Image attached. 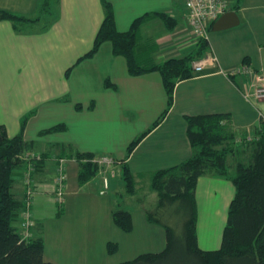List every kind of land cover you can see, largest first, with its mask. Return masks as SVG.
<instances>
[{
    "label": "crops",
    "instance_id": "0c3cea01",
    "mask_svg": "<svg viewBox=\"0 0 264 264\" xmlns=\"http://www.w3.org/2000/svg\"><path fill=\"white\" fill-rule=\"evenodd\" d=\"M109 1L119 31H127L136 18L151 14L142 23L138 44L152 46L156 61L196 49L198 39L188 21L185 0ZM40 4L41 0H0V9L30 18L18 27L0 19V123L10 137L23 132L29 144L25 155L46 156L31 171L32 237L44 239L45 260L61 264H115L144 252L161 251L166 231L148 221L146 195L141 190L144 180L151 189L155 171L193 155L186 116L229 114L235 133L231 164L248 156L251 145L243 141L246 136L253 139L264 133V100L254 98L259 75L264 83V0H229V9L238 13L240 23L221 30H213L212 24L208 33L206 55L216 56L218 63L207 64L202 73L177 82L165 117L130 153V143L149 130L168 107L161 72L131 74L126 57L114 53L110 40L93 55L83 57L104 20L102 0H54L47 14H41ZM158 13L171 16L174 27L169 29ZM233 69L237 71L225 73ZM57 124L64 128L46 131ZM70 150L106 156L112 163L101 165L96 176L80 185L79 161ZM61 158L67 180L64 210L59 214L55 177ZM124 164L135 174L136 194L125 190ZM26 167L27 163L16 167L12 188L23 201ZM123 191L140 202L139 207H127L133 214L132 231L121 229L112 215L119 203L117 195ZM234 193L228 177L214 172L199 177L196 197L202 248L221 245ZM201 211L205 221H201ZM200 226L216 243L201 242ZM152 227L161 228L149 244L137 228L154 235ZM111 242L117 244L114 252L109 251ZM122 247L123 252L114 258Z\"/></svg>",
    "mask_w": 264,
    "mask_h": 264
},
{
    "label": "trees",
    "instance_id": "16d2710c",
    "mask_svg": "<svg viewBox=\"0 0 264 264\" xmlns=\"http://www.w3.org/2000/svg\"><path fill=\"white\" fill-rule=\"evenodd\" d=\"M102 1L105 7L104 20L92 48L83 57L93 55L104 41L110 40L114 53L126 57L131 74L160 71L168 96L167 109L149 130L130 143V153L163 120L172 106L177 82L194 75L193 62L206 55L210 42L208 38H200L196 49L186 55L156 61L152 46L138 44L142 23L151 14L136 18L127 31H119L111 2ZM53 2L41 0V14L50 13ZM158 14L169 29L174 27L175 21L171 16ZM0 19L11 20L18 27L30 18L0 9ZM186 121L188 137L194 148L193 155L177 165L155 171L151 179V189L156 193L157 200L154 207L147 208L146 216L149 222L165 228L166 245L161 251L144 252L117 264H264V133L253 139H247L246 136L243 141L251 145L248 156L231 164L229 156L235 150V133L229 123V114L187 115ZM63 128V124H57L46 131ZM28 147L23 132L10 137L6 127L0 123V264H61L45 260V243L41 236L23 239L21 226L17 225L25 205L12 191L14 170L26 163L28 169L36 167L46 158L44 154H40V159L30 156V153L25 155ZM70 153L79 161V183L84 185L100 169V165L94 161L97 155L74 150ZM208 172L228 177L235 186L221 245L213 249L202 248L198 240L196 187L199 177ZM123 178L126 192L136 194L138 182L128 164L123 165ZM56 203L60 214L64 210V197ZM112 215L121 229L133 230V214L120 201ZM116 249V243H109L110 252Z\"/></svg>",
    "mask_w": 264,
    "mask_h": 264
},
{
    "label": "built area",
    "instance_id": "2783aa9c",
    "mask_svg": "<svg viewBox=\"0 0 264 264\" xmlns=\"http://www.w3.org/2000/svg\"><path fill=\"white\" fill-rule=\"evenodd\" d=\"M186 8L188 11V21L192 27L197 39L208 38L209 28L215 20H217L223 13L229 10V0H185ZM218 63L216 56L206 55L200 59L193 62V74H200L204 71L207 64ZM237 70L233 69L229 72H225L229 75L235 73ZM263 76L259 75L257 77V87L254 91V98L257 100H264V83L262 82ZM249 135L247 139H251ZM34 156L40 159V154L30 153V156ZM57 166V176H56V199L57 201H62L65 193L67 172L65 159H59ZM101 165L110 164L112 160L106 156H102L99 160ZM31 171L32 167L28 169L25 175L26 180V196L24 198V209L22 212L21 220V235L23 239H29L32 236L31 224L33 223L32 217V198L34 195V189L32 187L31 181ZM105 187L108 185L107 177L104 178Z\"/></svg>",
    "mask_w": 264,
    "mask_h": 264
},
{
    "label": "rangeland",
    "instance_id": "374dc122",
    "mask_svg": "<svg viewBox=\"0 0 264 264\" xmlns=\"http://www.w3.org/2000/svg\"><path fill=\"white\" fill-rule=\"evenodd\" d=\"M193 68V67H192ZM71 151V150H70ZM102 158V156H95V158H94V161L95 162H97L100 166H101V163L99 162V160ZM62 159V158H61ZM106 165H108V164H106ZM115 168V167H114ZM67 170V169H66ZM100 170L101 169H99L98 170V173L100 172ZM67 172V171H66ZM57 176V175H56ZM55 183H56V177H55ZM141 192L142 193H144L146 196H145V203H144V205L147 207V208H152V207H154L153 205L156 203V200H157V196H156V193L152 190V189H150V187H149V182H147V181H143V189L141 190ZM131 197L125 192V191H123V194H121V195H117V199L121 202V204L122 205H124L126 208L127 207H131V208H134V207H139L140 206V202H138L137 201V199H135V198H132V199H130ZM56 201H57V199H56ZM205 215H204V213H203V211H201V221L203 220V221H205ZM33 224L34 223H32L31 224V232H32V228H33ZM153 224H156V223H153ZM158 226L160 225V224H157ZM154 226V225H153ZM160 226H162V225H160ZM152 228H155V229H151V230H153L152 231V233H154V235H152L151 233H150V231L149 232H147V231H145V233H144V231H143V228H137V233L139 232V234L141 233L144 237L146 236V238H148V242H149V244H151L150 243V239L152 238V237H154L155 238V234L157 233V230H159V228H161V227H159L158 229H156L157 227H152ZM162 228L164 229V231H165V228L162 226ZM206 231H205V229L203 228V227H199V235H200V240H201V242H203V243H207L208 241H210V242H212V240H214V243H216V240L217 239H215V238H213V237H209V234L207 233H205ZM33 233V232H32ZM165 234H166V232H165ZM138 237V236H137ZM209 242V243H210ZM207 245H212V244H208L207 243ZM210 249H213V248H210ZM123 252V247L118 251V253H117V255L116 256H114V258H118L119 256H120V254ZM119 262H121V261H119ZM119 262H117V263H119ZM117 263H115V264H117Z\"/></svg>",
    "mask_w": 264,
    "mask_h": 264
},
{
    "label": "water",
    "instance_id": "95a60500",
    "mask_svg": "<svg viewBox=\"0 0 264 264\" xmlns=\"http://www.w3.org/2000/svg\"><path fill=\"white\" fill-rule=\"evenodd\" d=\"M240 23V18L235 10L229 9L223 13L217 20L214 21L213 30H221L229 27H233Z\"/></svg>",
    "mask_w": 264,
    "mask_h": 264
}]
</instances>
